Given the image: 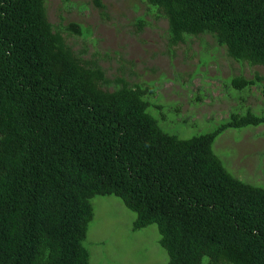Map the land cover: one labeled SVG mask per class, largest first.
I'll return each instance as SVG.
<instances>
[{
	"label": "trees",
	"instance_id": "16d2710c",
	"mask_svg": "<svg viewBox=\"0 0 264 264\" xmlns=\"http://www.w3.org/2000/svg\"><path fill=\"white\" fill-rule=\"evenodd\" d=\"M59 1L67 14L85 9ZM136 1L166 21L167 53L190 52L193 38L206 49L209 38L233 61L264 67V0ZM89 3L111 20L103 0ZM59 18L50 21L47 0L0 1V264H90L96 196L134 213L133 232L155 225L167 264H264V188L234 177L212 149L228 129L264 125V114L232 111L180 138L160 125L153 84L124 62L104 67L107 52L76 49L70 39L86 43L90 30ZM261 80L229 82L240 93Z\"/></svg>",
	"mask_w": 264,
	"mask_h": 264
},
{
	"label": "rangeland",
	"instance_id": "374dc122",
	"mask_svg": "<svg viewBox=\"0 0 264 264\" xmlns=\"http://www.w3.org/2000/svg\"><path fill=\"white\" fill-rule=\"evenodd\" d=\"M103 2L111 20L93 9L89 0H72L69 4L85 8L80 12L74 10L73 14H67L66 7L62 11L59 0H47L48 16L54 24L61 22L59 16L63 15L66 20L90 30L86 43L79 37L70 39L76 49L86 46L89 53L107 52L110 59L101 56L105 59L101 62L104 67L115 68L124 62L127 67H133L139 82L153 84L155 97L152 101L162 106L160 112L164 119L158 118L165 130L180 138H190L214 130L232 111L250 109L255 114H264L261 91L264 67L233 61L223 49H215L209 38L203 41L210 46L206 49L201 40L193 38V43H189L193 50L185 54L181 46L169 54L166 52L167 23L162 18L156 19L154 13L145 15V4L136 0ZM140 16L148 24L137 32L133 24ZM211 53L213 58L201 63V57ZM240 73L247 79L258 73L262 80L237 93L230 87L229 80ZM241 97L244 98L242 102ZM152 113L158 116L159 111L152 109ZM221 134L212 149L223 159L225 168L241 181L264 186V125L228 129ZM91 205L93 219L84 241L89 249L90 264H167L168 255L159 245L155 225L133 232L136 215L114 196H96Z\"/></svg>",
	"mask_w": 264,
	"mask_h": 264
},
{
	"label": "bare ground",
	"instance_id": "6f19581e",
	"mask_svg": "<svg viewBox=\"0 0 264 264\" xmlns=\"http://www.w3.org/2000/svg\"><path fill=\"white\" fill-rule=\"evenodd\" d=\"M0 1H1V0H0ZM187 106H188V105H187ZM196 107H197V106H196ZM211 107H212V106H211ZM217 108H219V107H217ZM187 109H188V108H187ZM196 117H197V116H196ZM199 117H200V116H199ZM210 117H211V116H210ZM43 118H45V117H43ZM45 120H46V119H45ZM215 121H216V120H215ZM219 122H221V121H219ZM181 124H182V123H181ZM255 126H256V125H255ZM215 129H216V128H215ZM242 129H243V128H242ZM18 133H19V132H18ZM9 134H10V133H9ZM244 134H245V133H244ZM257 134H258V133H257ZM5 135H6V134H5ZM221 135H222V134H221ZM251 135H252V134H251ZM7 136H8V135H7ZM5 138H6V137H5ZM217 138H218V137H217ZM217 140H218V139H217ZM252 140H253V139H252ZM2 142H3V141H2ZM15 144H16V143H15ZM230 145H231V144H230ZM252 145H254V144H252ZM262 145H263V144H262ZM3 146H4V145H3ZM8 146H9V145H8ZM12 146H13V145H12ZM12 146H11V147H12ZM233 146H234V145H233ZM249 146H250V145H249ZM251 148H252V147H251ZM249 149H250V148H249ZM135 151H136V150H135ZM238 151H240V150H238ZM246 151H247V150H246ZM246 151H245V154H246ZM249 151H250V150H249ZM247 152H248V151H247ZM250 152H251V151H250ZM252 152H253V151H252ZM238 153H239V152H238ZM252 154H253V153H252ZM10 156H11V155H10ZM11 157H12V156H11ZM228 157H229V156H228ZM235 157H236V156H235ZM237 157H238V156H237ZM237 157H236V158H237ZM240 157H241V156H240ZM240 157H239V158H240ZM251 157H253V156H251ZM79 158H80V157H79ZM220 158H221V157H220ZM249 158H250V157H249ZM28 159H29V158H28ZM87 159H88V158H87ZM227 159H228V158H227ZM246 159H247V158H246ZM246 159H245V160H246ZM81 160H82V159H81ZM81 160H80V161H81ZM90 160H91V159H90ZM222 160H223V159H222ZM242 161H243V160H242ZM254 161H256V160H254ZM87 162H88V161H87ZM87 162H86V163H87ZM90 162H91V161H90ZM232 162H233V161H232ZM27 163H28V162H27ZM77 163H78V162H77ZM80 163H81V162H80ZM262 163H263V162H262ZM235 164H236V163H235ZM253 164H254V163H253ZM259 165H260V164H259ZM81 166H82V164H81ZM85 166H86V165H85ZM221 166H222V165H221ZM28 167H29V166H28ZM86 168H87V167H86ZM224 168H225V167H224ZM241 168H242V167H241ZM14 169H15V168H14ZM263 169H264V168H263ZM83 170H84V169H83ZM216 170H217V169H216ZM86 171H87V169H86ZM224 171H225V170H224ZM22 172H23V171H22ZM83 172H84V171H83ZM221 172H222V171H221ZM85 173H86V172H85ZM85 173H84V174H85ZM217 173H218V172H217ZM238 173H239V172H238ZM84 174H83V175H84ZM229 174H230V173H229ZM240 174H241V173H240ZM24 175H25V174H24ZM221 175H222V174H221ZM223 175H224V174H223ZM234 175H235V174H234ZM10 176H11V175H10ZM14 176H15V175H14ZM226 176H227V175H226ZM222 177H224V176H222ZM83 179H84V178H83ZM215 179H216V178H215ZM236 179H237V178H236ZM256 179H257V178H256ZM84 180H85V179H84ZM217 180H218V179H217ZM254 181H255V180H254ZM238 182H240V181H238ZM79 183H80V182H79ZM255 183H256V182H255ZM262 184H263V183H262ZM80 185H81V184H80ZM76 186H77V185H76ZM74 187H75V186H74ZM79 187H80V186H79ZM242 187H243V186H242ZM262 187H264V186H262ZM81 189H82V188H81ZM83 191H84V190H83ZM232 191H233V190H232ZM235 191H236V190H235ZM227 192H228V191H227ZM229 192H230V191H229ZM229 192H228V193H229ZM233 192H234V191H233ZM225 202H226V201H225ZM89 203H90V201H89ZM222 203H223V202H222ZM232 205H233V204H232ZM226 208H227V207H226ZM224 209H225V208H224ZM8 210H9V209H8ZM9 211H10V210H9ZM13 211H14V210H13ZM89 212H90V210H89ZM90 213H91V212H90ZM11 216H12V215H11ZM2 217H3V216H2ZM43 218H44V217H43ZM8 221H9V220H8ZM12 222H13V221H12ZM13 223H14V222H13ZM15 223H16V222H15ZM15 223H14V224H15ZM36 223H38V222L36 221ZM143 224H144V223H143ZM1 225H2V224H1ZM159 225H160V224H159ZM260 225H261V224H260ZM6 226H7V225H6ZM9 226H10V225H9ZM14 227H15V226H14ZM27 227H28V226H27ZM144 227H145V226H144ZM36 228H37V227H36ZM22 230H23V229H22ZM237 231H238V230H237ZM45 232H46V231H45ZM12 233H13V232H12ZM235 233H236V232H235ZM49 234H50V233H49ZM219 234H220V233H219ZM236 234H238V233H236ZM1 235H2V234H1ZM7 235H8V234H7ZM57 235H58V234H57ZM2 236H3V235H2ZM4 236H5V235H4ZM9 236H10V235H9ZM49 236H50V235H49ZM63 236H64V235H63ZM63 236H62V237H63ZM55 237H56V236H55ZM224 237H225V236H224ZM234 237H235V236H234ZM53 238H54V237H53ZM60 238H61V237H60ZM69 238H70V237H69ZM223 239H224V238H223ZM227 239H228V238H227ZM56 240H57V239H56ZM63 240H64V238H63ZM63 240H62V241H63ZM82 240H83V239H82ZM241 240H242V239H241ZM7 241H9V240H7ZM12 243H13V242H12ZM54 243H55V242H54ZM66 243H67V242H66ZM55 244H57V243H55ZM73 245H74V244H73ZM14 246H15V245H14ZM78 246H79V245H78ZM6 247H7V246H6ZM52 247H53V246H52ZM7 248H8V247H7ZM10 248H11V247H10ZM57 248H58V247H57ZM57 248H54V250L57 249ZM63 248H64V247H63ZM70 248H72V245H71ZM50 249H51V248H50ZM72 249H73V248H72ZM73 252H74V251H73ZM55 253H56V252H55ZM75 253H76V251H75ZM53 254H54V253H53ZM250 254H251V253H250ZM58 255H59V253H58ZM53 257H54V256H53ZM241 259H242V258H241Z\"/></svg>",
	"mask_w": 264,
	"mask_h": 264
}]
</instances>
